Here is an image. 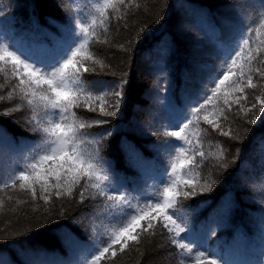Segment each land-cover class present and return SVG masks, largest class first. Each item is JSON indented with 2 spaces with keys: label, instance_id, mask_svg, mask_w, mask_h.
<instances>
[{
  "label": "trees",
  "instance_id": "obj_1",
  "mask_svg": "<svg viewBox=\"0 0 264 264\" xmlns=\"http://www.w3.org/2000/svg\"><path fill=\"white\" fill-rule=\"evenodd\" d=\"M88 2L77 0L85 10ZM136 3L139 7L127 9L124 19H111L109 43L93 45L107 67L101 69L90 61L85 63V67L96 69L84 74L85 82L94 87L96 95H101L97 82L109 85L122 79L128 81L120 111L115 117L104 116L99 111L100 101L93 104L96 112L83 106L74 111L82 119L108 121L88 131L111 133L101 155L111 166L115 181L125 184L134 194H142L151 191V185L167 164L166 159L155 153L166 139L157 135V129L162 131V126L186 107L188 98L196 96L219 68L225 51L241 29L258 22L257 13L264 10L261 7L264 0H136ZM0 5L4 13L0 15L1 26L30 34L32 40L48 48L52 47L50 37L60 36L61 29L69 25L66 0H0ZM141 28L146 31L137 40ZM253 38L258 42L264 36ZM121 44L130 50H121ZM256 64L260 66L258 61ZM253 82L256 88H245L244 93L236 94L244 99L227 112L228 120L221 117L224 130L231 128L234 134L238 132L243 142L223 136L201 121V128L209 130L203 150L213 154L201 165V176L210 174L217 183L211 192L192 197L183 205L192 237L213 254L215 248L227 249L226 256H217L221 264L223 260L236 264L246 260L251 264L264 262V162L259 160L264 113H260L255 124L247 123L261 107L256 98L264 100V79L253 74ZM15 83L0 74L3 86L0 94L7 97ZM105 99L111 103L115 97ZM19 102L18 98L0 101V112ZM254 103L256 108H252ZM241 106L250 111H240ZM30 115L27 108L10 116L0 115V172L19 169L28 153L13 142L26 141L33 146L40 142L41 134L27 123ZM217 145L226 149L225 158L219 162L214 159ZM237 149L239 156L233 162ZM7 195L13 199L7 200ZM39 196V189L35 200L27 191L0 192V198L5 199L4 210L0 211L3 264H69L73 257L68 253L69 240L93 243L88 224L96 216L99 200L86 199L81 203L79 189L70 197L53 195L48 204ZM210 231L215 234L209 235ZM114 247L116 257L102 260L101 264H180L179 250L169 243L166 230L142 236L139 245L129 241L123 253L119 252V245ZM109 256L111 252L106 254ZM185 264L195 262L186 260Z\"/></svg>",
  "mask_w": 264,
  "mask_h": 264
},
{
  "label": "snow or ice",
  "instance_id": "obj_2",
  "mask_svg": "<svg viewBox=\"0 0 264 264\" xmlns=\"http://www.w3.org/2000/svg\"><path fill=\"white\" fill-rule=\"evenodd\" d=\"M133 6L139 7L136 0H89L85 10L77 0H66L69 25L61 29L60 36L50 37L51 48L40 46L45 50L43 58L0 41V74L6 81H16L7 97L0 94V101L17 98L20 101L0 115L10 116L27 108L31 112L27 123L41 134L40 142L29 149L19 169L0 172V192L27 191L35 200L39 189V199L48 204L53 195L70 197L79 189L81 203L86 199L99 200L96 216L88 224L93 243L81 249L77 264H101L102 260L116 257L114 246L119 245V252L123 253L129 241L139 245L142 236H154L158 229L166 230L169 243L179 250L180 264H185L186 260L195 264H221L216 254L192 237L183 205L192 197L211 192L217 183L210 174L201 176V165L213 157L211 152L203 150V140L209 130L201 128V121L221 135L243 142L238 132L234 134L231 128L224 130L221 117L227 121V112L244 99L237 93L257 87L253 74L264 79V39L257 42L253 38L264 36V10L257 13L258 22L241 29L225 51L219 68L196 96L188 98L186 107L178 110L162 131L157 129V135L166 138L161 147L167 164L160 178L151 185V191L134 194L125 184L115 181L111 166L101 155L111 133L88 131L108 121L82 119L74 111L83 106L96 112L95 101H100L99 111L104 116L115 117L120 111L128 81L122 79L109 85L97 82L102 94L96 95L94 87L87 84L84 77L85 73L96 69L85 67V63L90 61L101 69L107 67L93 45L109 43L111 19H124L128 14L126 10ZM261 7L264 9V4ZM122 8L125 11L122 12ZM2 9L0 5V15L4 14ZM145 31L146 28L139 30L137 40ZM119 47L126 52L130 50L123 44ZM110 96L115 97L114 102L105 99ZM256 99L261 107L248 124H255L260 113H264V100ZM256 107L252 104V108ZM240 111L250 109L241 106ZM261 123L264 124V120ZM244 131L247 133L248 129ZM261 147L264 148V143ZM239 151L237 149L233 162ZM225 155L226 149L217 145L214 159L222 161ZM6 199L11 201L13 197L7 195ZM4 207L5 199L0 198V211ZM214 234V231L209 232V235ZM109 252L111 256L106 257Z\"/></svg>",
  "mask_w": 264,
  "mask_h": 264
},
{
  "label": "rangeland",
  "instance_id": "obj_3",
  "mask_svg": "<svg viewBox=\"0 0 264 264\" xmlns=\"http://www.w3.org/2000/svg\"><path fill=\"white\" fill-rule=\"evenodd\" d=\"M0 41H7L11 44H14L16 47L21 48L24 50L26 53L29 55L33 56H39L43 58L45 56V50L41 48V45H44L43 43H38L35 42L34 40L31 39L30 34H24L20 30H14V28H10L8 26H1L0 25ZM48 47V46H47ZM102 94V90H101ZM169 124V123H168ZM168 124H165L164 126H167ZM18 143V142H13L14 144H17V148L20 149L21 151H29L30 147L33 146L30 142L29 143ZM264 143V138L261 140L259 144V160L264 162V148L261 147V144ZM20 144V145H19ZM157 155H159L161 158L166 159L165 153L163 148H158L156 149L155 152ZM167 160V159H166ZM9 160L5 161V164L8 163ZM4 164V165H5ZM5 168V167H4ZM68 241V240H66ZM71 243L69 244L68 250H69V255H73L72 260H70L69 264H77V261L81 255V249H83L86 246H89L91 244H87L81 241L74 242V240H69ZM71 246V247H70ZM256 246L254 242L252 241V249H254ZM225 254V250L222 251ZM215 254L219 255V250L216 249L214 251ZM61 261V260H60ZM57 262V261H56ZM64 262V261H63ZM249 264V263H245Z\"/></svg>",
  "mask_w": 264,
  "mask_h": 264
}]
</instances>
